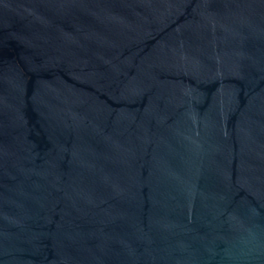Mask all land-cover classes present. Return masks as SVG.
Returning a JSON list of instances; mask_svg holds the SVG:
<instances>
[{
  "label": "water",
  "instance_id": "95a60500",
  "mask_svg": "<svg viewBox=\"0 0 264 264\" xmlns=\"http://www.w3.org/2000/svg\"><path fill=\"white\" fill-rule=\"evenodd\" d=\"M0 264H264V0H0Z\"/></svg>",
  "mask_w": 264,
  "mask_h": 264
}]
</instances>
